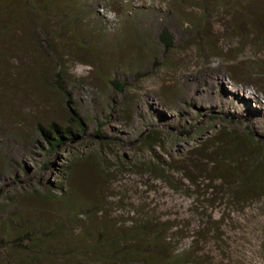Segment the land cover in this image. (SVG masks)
I'll list each match as a JSON object with an SVG mask.
<instances>
[{
    "label": "rangeland",
    "instance_id": "1",
    "mask_svg": "<svg viewBox=\"0 0 264 264\" xmlns=\"http://www.w3.org/2000/svg\"><path fill=\"white\" fill-rule=\"evenodd\" d=\"M44 1L0 0V202L9 196L16 207L19 192H47L70 156H82L70 176L88 201L111 208L106 215L118 227L136 216L127 206H144L161 219L186 220L184 235L172 239L174 254L264 264L263 195L241 207L224 200L207 212L209 222L227 218L219 228L228 236L224 248L215 231L205 237L193 229L198 215L183 189L142 169L162 158L191 170L189 152L214 144L224 128L252 132L264 145V0ZM204 7L202 32L191 21H201ZM163 28L171 49L159 39ZM52 124L71 132L68 140L58 142ZM153 127L161 143L147 145ZM112 154L121 166L102 177L99 162ZM135 161L133 172L126 164Z\"/></svg>",
    "mask_w": 264,
    "mask_h": 264
},
{
    "label": "trees",
    "instance_id": "2",
    "mask_svg": "<svg viewBox=\"0 0 264 264\" xmlns=\"http://www.w3.org/2000/svg\"><path fill=\"white\" fill-rule=\"evenodd\" d=\"M64 1L66 5L73 0ZM49 4L50 0L43 3L44 6ZM205 12L208 13V8L204 7L198 17L201 21L195 18L191 21L196 30L200 29L199 26L205 29ZM241 35L244 36V33ZM159 39L166 49L173 48L167 28L161 29ZM79 40L78 46L82 47L84 40L82 37ZM60 73H56L55 80L61 91H65ZM43 79L45 85L51 84L47 78ZM115 81L113 83L117 84L118 81ZM119 88L122 89V86ZM52 127L58 133V142L68 140L65 136L71 135V132L59 131L54 124ZM42 131L49 136L47 130ZM162 135L159 129L153 127L146 133L144 142L147 145L160 144ZM217 136L213 138L214 144L205 141L189 152L191 170L180 169L172 160L162 158L155 164L141 166L149 174H157L171 187L183 189L190 197L194 213L198 215L197 219H191L193 229L201 230L205 237L208 232L215 231L216 241L226 248L230 245L226 241L228 236L219 229L225 224V214L209 222L212 216L207 212L212 211L210 208L214 204L224 200L241 207L264 196V145L251 139L252 132L242 134L224 128ZM70 157V164L61 174L59 182L47 192L36 189L28 194L19 192L13 197L16 207L9 202V196L6 201L0 202V264H217L186 251L174 254L177 248L173 249L172 239L182 237L187 228L181 225L186 220L180 217L177 220L161 219L159 214L149 209L144 211V206H127L136 216L122 220L121 223L128 222V226L118 227L120 223L106 215V207L111 208L105 203L88 201L86 193L70 176L73 166L83 160L82 156ZM101 162L102 177L110 176L112 168L121 166L113 154L109 161ZM139 164L135 161L126 165L136 172L139 171ZM177 174L186 182H179ZM173 175H176L175 178ZM33 198L38 201L35 209L27 206L28 200ZM190 233L189 237L193 238L196 231L191 230Z\"/></svg>",
    "mask_w": 264,
    "mask_h": 264
},
{
    "label": "bare ground",
    "instance_id": "3",
    "mask_svg": "<svg viewBox=\"0 0 264 264\" xmlns=\"http://www.w3.org/2000/svg\"><path fill=\"white\" fill-rule=\"evenodd\" d=\"M217 82L221 81L218 77H216ZM225 102V101H224ZM223 102V103H224ZM262 114V113H261ZM248 117V116H247ZM255 119V118H254ZM263 120V119H262ZM253 122V121H252ZM260 122V121H259Z\"/></svg>",
    "mask_w": 264,
    "mask_h": 264
}]
</instances>
